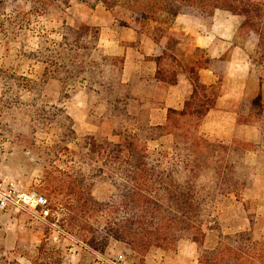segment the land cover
I'll use <instances>...</instances> for the list:
<instances>
[{
  "label": "trees",
  "instance_id": "obj_1",
  "mask_svg": "<svg viewBox=\"0 0 264 264\" xmlns=\"http://www.w3.org/2000/svg\"><path fill=\"white\" fill-rule=\"evenodd\" d=\"M18 1L22 2V8L28 4L29 8L21 10V15L29 19L31 13L68 5L71 0ZM78 1L90 6L102 2L107 8L123 4L131 11L134 22L156 21L163 15L173 18L179 13L209 18L215 9H222L240 17L235 35L254 40L255 52L264 60V0ZM3 21L0 20V25ZM6 21L12 22V18L7 17ZM62 27L60 39L38 51V58L46 63L45 75H56L66 84L77 78L87 80V93L95 91L105 100L106 119L114 121L113 133L119 138L116 141L100 140L96 134H86L83 146L88 152L101 156L103 164L84 168L82 173L45 174L44 189L47 193L58 191L63 194L62 205L73 213L72 219L84 216L88 206L108 215L102 230H88L85 241L89 246H105L109 238H114L131 250L143 252L152 245L174 247L181 238H186L194 241L197 251H201L207 231L219 228L215 210L223 197L232 194L244 208H248L249 200L241 199L240 190L251 183L253 175V169L243 159L245 150L251 145L241 139L227 142L198 132L203 115L213 106L223 76L220 74L216 84L206 86L197 81L196 67L216 60L204 57L195 49V61L186 64L193 88L182 109L168 108L164 123L151 124L148 118L128 113L127 106L132 99L127 91L129 84L121 81L123 57L103 53L97 45L98 27L85 22L73 25L65 20ZM165 54L156 58L159 68L155 78L172 83L174 78L170 67L160 66V62L162 65L169 59ZM164 70L169 71L168 77L163 74ZM93 83L98 87L94 88ZM52 108L55 115L61 116L65 112L55 105ZM243 110L238 121L259 122L261 140L255 147L264 151V101L261 94L245 99ZM64 118L71 121L67 114ZM131 125L136 127L131 129ZM168 135L171 136L170 153L159 140ZM74 138V130L67 128L59 141L67 143ZM152 139L159 140L155 152L149 151L147 146ZM57 147L59 145L55 143L48 150L56 151ZM92 175L109 179L115 186V193L104 201L96 200L91 194L92 183L86 181ZM252 221L249 217L248 222L251 224ZM217 235L216 245L207 248L208 253L201 262L263 264L264 242L254 240L249 230L226 234L219 231ZM52 252L48 246H38L31 264H61L59 253L56 260H52Z\"/></svg>",
  "mask_w": 264,
  "mask_h": 264
},
{
  "label": "rangeland",
  "instance_id": "obj_2",
  "mask_svg": "<svg viewBox=\"0 0 264 264\" xmlns=\"http://www.w3.org/2000/svg\"><path fill=\"white\" fill-rule=\"evenodd\" d=\"M0 1V20H5L0 25V35L4 39H10L23 32L28 37L31 36L32 42L35 41V36L38 37L37 50L27 52V55L37 59H39L38 51L42 50V46L51 45L52 41L60 39L63 20L73 25L85 22L99 29L96 24L75 18L73 13L78 14L81 8L90 12L96 5H100L99 8L105 6L102 2L90 6L78 0H71L68 5L31 13L28 19L21 15V10L29 8L28 4L22 8L23 4L18 0ZM107 9L120 23L128 22L127 25L142 34L149 35L150 31L159 34L161 31H166L169 36H173L172 38L178 37L180 44L176 45V53L180 56L190 54L189 37L182 32L169 30L173 18L163 15L156 21L134 22L131 19V11L123 4ZM7 17H11L12 22L6 21ZM143 40L145 41L146 38L144 37ZM245 40H250L249 44L251 41L255 42L241 36H237L236 39L239 43ZM97 45L99 46L98 40ZM99 47L103 51L102 47ZM103 53L106 54L104 51ZM251 55L264 78V60H261L256 52ZM44 65L46 66V63ZM45 66L37 79L0 69V178L6 181L16 180L26 187L31 184L33 176L40 173L41 181L35 187L48 198L50 209L48 220L55 223V228L45 221L29 216L26 212L1 214L0 264H31L38 246H48L49 250H53L52 260H56L59 253L61 264H107L102 256L111 257L119 252L125 255L127 264H167L175 257L173 251L176 250L177 245L169 248L152 245L146 251L139 252L131 250L122 241L109 238L105 246H89L85 241L89 234L88 230H102L108 215L88 206L84 216L78 215L76 219H72L70 216L73 213L62 205L63 194L58 191L47 193L44 189L45 174H72L77 171L82 173L84 168L86 170L90 166L99 167L103 164L101 156L88 152L87 147L83 146L85 141L83 137L86 134H96L100 140L106 138L116 141L119 138L113 133L114 121L106 119L105 100L95 91L87 93L86 87L89 84L87 80L77 78L66 84L56 75H45ZM83 84L82 94H74V91ZM92 86L97 88L98 84L93 83ZM127 91L132 99L127 106L128 113L149 119L150 111L158 104V85L152 80L142 79L132 86L128 85ZM53 105L62 108L65 112L61 113V116L55 115ZM65 114L71 121L64 118ZM135 127L136 125L130 126L131 129ZM67 128L74 130L75 138L67 143L59 141L62 132ZM159 140H162L163 148L170 153L171 137L162 136ZM55 143H58L59 147L56 151H49L48 149ZM147 146L151 152L159 148L158 141H148ZM96 176L92 175L86 181L92 183V196L98 201H104L115 193V186L109 179ZM246 200H249L248 208H244L242 202L230 194L223 197L216 205L215 216L219 228L207 231V239L201 251L196 250L194 264H205L201 261L208 253L207 248L216 245L219 231L226 234L249 230L254 240L264 242V202H259L257 199ZM249 217L253 220L251 224L248 222Z\"/></svg>",
  "mask_w": 264,
  "mask_h": 264
},
{
  "label": "crops",
  "instance_id": "obj_3",
  "mask_svg": "<svg viewBox=\"0 0 264 264\" xmlns=\"http://www.w3.org/2000/svg\"><path fill=\"white\" fill-rule=\"evenodd\" d=\"M99 6L96 5L90 12L81 8L78 14L74 12L73 16L98 25L99 46L106 54L123 57L122 82L132 86L143 79L152 80L158 85V104L149 113L148 120L151 124L164 123L168 108L182 109L193 88L186 64L195 61V49L200 50L204 57L216 60L196 67L197 81L203 85L216 84L220 74L223 76L213 106L203 115L198 132L203 136L227 142L235 138L241 139L252 146L246 149L243 155L245 164L253 169L252 182L241 191V199H257L264 202V151L255 147L261 140V127L259 122L238 121L239 113L244 112L245 99L261 94L264 101V78L251 55L255 52L256 42L251 41L249 44L250 40L242 43L236 41L235 31L240 17L222 9H215L209 18L186 13L177 14L173 17L169 30L182 32L189 37L191 43L190 54L180 56L176 53V45L180 44L178 37L172 38L166 31L159 34L152 31L149 35L142 34L127 25L128 22L120 23L105 6ZM38 45V37L35 36V41L32 42L31 36L28 37L23 32L10 39H4L0 35V69L34 79L39 78L44 63L27 55V52L36 51ZM163 54L169 59L167 63L164 60L162 65L160 62V66L166 69L170 67L171 76L174 78L172 83L155 78L159 68L156 58ZM163 74L168 77L169 71L167 73L164 70ZM83 87L84 84L75 90L74 94H82ZM150 141H158L159 145L157 139ZM196 250L195 242L180 239L176 250L173 251L175 257L167 264H194Z\"/></svg>",
  "mask_w": 264,
  "mask_h": 264
},
{
  "label": "built area",
  "instance_id": "obj_4",
  "mask_svg": "<svg viewBox=\"0 0 264 264\" xmlns=\"http://www.w3.org/2000/svg\"><path fill=\"white\" fill-rule=\"evenodd\" d=\"M40 181V173H36L31 184L26 187L16 180L6 181L0 178V215L9 212H26L29 216L45 221L55 228V223L48 220L50 214L48 198L35 187ZM102 258L107 264H127L126 257L121 252Z\"/></svg>",
  "mask_w": 264,
  "mask_h": 264
}]
</instances>
